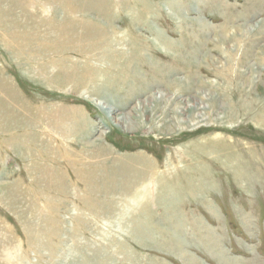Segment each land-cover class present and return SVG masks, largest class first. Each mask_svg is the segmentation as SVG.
I'll list each match as a JSON object with an SVG mask.
<instances>
[{
    "label": "rangeland",
    "instance_id": "374dc122",
    "mask_svg": "<svg viewBox=\"0 0 264 264\" xmlns=\"http://www.w3.org/2000/svg\"><path fill=\"white\" fill-rule=\"evenodd\" d=\"M0 264H264V0H0Z\"/></svg>",
    "mask_w": 264,
    "mask_h": 264
},
{
    "label": "bare ground",
    "instance_id": "6f19581e",
    "mask_svg": "<svg viewBox=\"0 0 264 264\" xmlns=\"http://www.w3.org/2000/svg\"><path fill=\"white\" fill-rule=\"evenodd\" d=\"M16 30V29H15ZM63 30V29H62ZM63 32V31H62ZM19 33V32H18ZM65 34V33H64ZM54 35V34H53ZM52 35V36H53ZM62 40V39H61ZM59 41V40H58ZM44 42V41H43ZM49 44V43H48ZM59 46V45H58ZM94 46H98L96 43ZM109 46V45H107ZM64 48V47H63ZM39 50V49H38ZM18 51V50H17ZM53 52V51H52ZM57 55V54H56ZM49 56V55H48ZM67 57V56H66ZM60 60V59H59ZM63 61V60H62ZM85 63V62H83ZM65 71V70H64ZM73 71V69H72ZM81 72V71H80ZM69 74V73H68ZM61 76V75H60ZM72 76V75H71ZM70 78V77H69ZM93 78L92 76H90L89 74H83V75H80V76H77V77H74V78H70L69 80H72V82H74L75 86L74 88L79 90L81 89L83 86H89L90 84H92L93 82ZM64 79V78H63ZM73 84V85H74ZM10 86V85H9ZM12 87V86H11ZM15 91V90H14ZM19 97V96H18ZM12 98V96H11ZM4 102V101H3ZM5 104V103H4ZM6 105V104H5ZM22 106V105H21ZM20 106V107H21ZM8 110V109H7ZM22 110V109H21ZM9 113V112H8ZM27 113V112H26ZM25 114V112H24ZM20 115V114H19ZM22 115V114H21ZM12 116V115H11ZM57 116V115H55ZM7 117V116H6ZM23 117V116H22ZM48 117V116H47ZM51 117V116H50ZM49 117V118H50ZM48 121V120H47ZM24 124V123H23ZM59 127V125H58ZM100 138V137H99ZM54 147V146H53ZM51 149V147H50ZM109 150H111L109 147H106V146H100V145H97L96 147V154L99 155V156H108V153ZM140 156V155H139ZM138 155L135 157L133 156L134 160L139 162V159L140 157H143V156H140L139 157ZM115 157V156H114ZM134 163V162H133ZM151 165V161H149L147 158L143 157V160H142V163H141V166L140 168L137 167V164L134 163V164H130L129 165L127 164V168H122V173L120 172L119 174V177L121 176L122 178H125V180L128 179V176H131L132 177V180L133 182H140L141 179H144L146 177V174H148L149 170L147 168H149V166ZM147 166V167H146ZM125 167V166H124ZM127 169V170H126ZM117 170V169H116ZM120 171V170H119ZM113 174V173H112ZM149 179V178H148ZM151 179V178H150Z\"/></svg>",
    "mask_w": 264,
    "mask_h": 264
}]
</instances>
